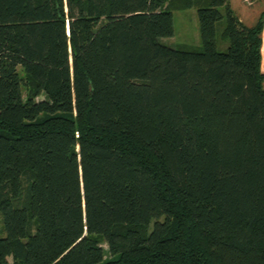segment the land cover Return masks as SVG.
<instances>
[{"label":"trees","instance_id":"1","mask_svg":"<svg viewBox=\"0 0 264 264\" xmlns=\"http://www.w3.org/2000/svg\"><path fill=\"white\" fill-rule=\"evenodd\" d=\"M195 6L201 49L162 44ZM263 27L0 0V264H264Z\"/></svg>","mask_w":264,"mask_h":264},{"label":"rangeland","instance_id":"2","mask_svg":"<svg viewBox=\"0 0 264 264\" xmlns=\"http://www.w3.org/2000/svg\"><path fill=\"white\" fill-rule=\"evenodd\" d=\"M248 9L250 12L247 15L239 12V9H235L234 11L235 14L243 17L244 22L247 25H252L251 23L255 22L257 14L264 10V0L263 2L258 1L255 5ZM171 12L173 15V35L169 37H161L159 38V41L162 44L173 48L200 50L201 37L197 17V6L182 10L172 9ZM224 24L225 19L222 18L216 22L215 26L216 45L217 49L220 51L225 50L228 45L227 40L221 39V32Z\"/></svg>","mask_w":264,"mask_h":264},{"label":"crops","instance_id":"3","mask_svg":"<svg viewBox=\"0 0 264 264\" xmlns=\"http://www.w3.org/2000/svg\"><path fill=\"white\" fill-rule=\"evenodd\" d=\"M258 1L263 2V0H230V4H231L233 11L235 9H237V10L239 9V12H242V14L247 15L250 12L248 8H251ZM259 14L260 13L257 14V17ZM236 15L244 22V19H243V17H241V15H238V14H236ZM257 17H255V21H256ZM251 24H253V23H251ZM261 69L264 72V27H263V31H262V45H261Z\"/></svg>","mask_w":264,"mask_h":264}]
</instances>
